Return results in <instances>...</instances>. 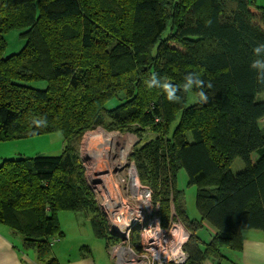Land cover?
I'll list each match as a JSON object with an SVG mask.
<instances>
[{"label":"trees","instance_id":"trees-1","mask_svg":"<svg viewBox=\"0 0 264 264\" xmlns=\"http://www.w3.org/2000/svg\"><path fill=\"white\" fill-rule=\"evenodd\" d=\"M11 31L24 43L5 56ZM257 43L264 6L255 0H0V141L51 132L65 141L59 155L1 160L0 225L39 264H60L51 250L64 235L60 210L81 212L106 250L118 242L75 146L101 116L106 130L139 140L130 160L161 225L178 218L189 232L181 264H223L225 249L242 248L244 230L264 233V84L249 67ZM153 73L178 87L179 103L147 87ZM188 73L212 84L206 103L186 104L198 91L180 87ZM113 98L119 103L106 108ZM41 118L43 127L31 123ZM180 169L195 186L199 219L185 211ZM203 222L216 229L208 242L196 234Z\"/></svg>","mask_w":264,"mask_h":264},{"label":"rangeland","instance_id":"rangeland-1","mask_svg":"<svg viewBox=\"0 0 264 264\" xmlns=\"http://www.w3.org/2000/svg\"><path fill=\"white\" fill-rule=\"evenodd\" d=\"M257 5L264 6V0H255ZM7 46L4 51V55H9L13 52H17L23 45L24 40L19 37V31H11L5 35ZM32 86L43 88L45 86L44 82H37L32 83ZM193 94H190L187 98V105H190L193 103ZM263 96L261 94L258 95V99H261ZM119 103V100L117 98H113L106 104V108H112L116 106ZM177 120L172 123L171 129L175 126ZM264 124V120L260 122V125ZM98 128H102L106 132H119L116 130H106L102 123L99 125H95L91 130L84 133V135L79 139V141H75V146L80 154V157L86 167L85 169V176L86 179L91 185V188L95 194V198L97 202L99 201L100 197L103 195V188L98 187V182H92L89 179L91 178L88 169H87V162L88 159L84 156V150L83 146L84 144L89 140V138L93 137V132L96 131ZM122 135H130L133 137V145L131 146L128 156L126 158L128 159L127 164L124 165L123 170H119L116 175V180H118V184L120 186V189L123 192L124 198L128 200L130 203H134L136 198H134V193L130 191V173H129V167L131 165V160L129 159L132 149L134 146H136L137 143H139V140L137 137L130 132H119ZM65 144L64 139L62 138V135L59 132H51L39 136L34 137H28V138H22V139H14V140H8V141H0V156H8L12 158L17 157H31L36 155H50L55 156L59 155L62 151V148ZM99 163V162H98ZM243 163L240 159H235L234 162L231 165L232 171L236 172L242 169ZM118 177V178H117ZM176 185L178 189L183 190L184 192V205H185V211L187 212V215L189 217L197 216V209L195 207V186L188 185L187 183V175L184 169H180L177 172L176 175ZM128 190V191H127ZM127 191V192H126ZM138 205V204H137ZM57 219L59 222V226L61 230L63 231L64 235L62 238H53L51 240V244H57L60 240H63V247H72L69 248L72 251L73 255L74 253L82 252V245H86L89 247V249L92 251L94 249L96 257L100 254V251L102 252V249L105 251V243L104 240L97 238L94 236L92 232V228L90 225V222L88 219H86L81 212H73L70 210H60L57 213ZM178 218H174L171 221H177ZM17 237L22 241V238L17 235ZM139 237V235H137ZM133 238L132 240L138 241L139 243L141 241L137 238ZM201 237V236H199ZM78 245H81L78 247ZM139 247H135L136 251H138ZM62 249V246H61ZM26 252H32V249L26 248ZM51 250L53 251V246L51 247ZM108 251V250H107ZM173 264V263H172Z\"/></svg>","mask_w":264,"mask_h":264},{"label":"built area","instance_id":"built-area-1","mask_svg":"<svg viewBox=\"0 0 264 264\" xmlns=\"http://www.w3.org/2000/svg\"><path fill=\"white\" fill-rule=\"evenodd\" d=\"M134 195L136 198L134 203L126 200L125 203L118 206L117 203L113 204L108 201L103 189V195L97 202L107 220L110 234L131 230L134 225L140 224L135 233L123 232L120 236L116 234L119 240L111 244L108 250L113 264L183 263L186 259L183 245L189 237L185 226L179 220L171 221L167 226L161 225L160 217L157 214L159 206L152 203L151 190L146 185L139 182L138 192ZM144 220L146 223L141 224ZM183 236H187V239L181 242ZM135 237L142 241L139 243L137 240H132ZM135 247H139V250L136 251ZM177 251L183 254L179 261L173 258V253Z\"/></svg>","mask_w":264,"mask_h":264},{"label":"crops","instance_id":"crops-1","mask_svg":"<svg viewBox=\"0 0 264 264\" xmlns=\"http://www.w3.org/2000/svg\"><path fill=\"white\" fill-rule=\"evenodd\" d=\"M5 157L8 156H0V162ZM189 218L199 219V215L197 213L196 217ZM215 232L216 229L213 226L208 222H203L196 234L201 236L200 239L203 242H208ZM242 238L240 250L225 249L223 251L226 257L223 264H264V233L259 230L247 229L243 231ZM52 246V253L60 264H113L106 249L105 251L102 249V252L100 251L96 257L94 249L86 255H82L79 250L73 255V250L69 249L72 247H63V240L57 244H52ZM80 246L78 245V247ZM25 249L22 241L11 230L0 225V264H39L34 249L30 248L32 252H26ZM202 264H214V262L206 259Z\"/></svg>","mask_w":264,"mask_h":264},{"label":"bare ground","instance_id":"bare-ground-1","mask_svg":"<svg viewBox=\"0 0 264 264\" xmlns=\"http://www.w3.org/2000/svg\"><path fill=\"white\" fill-rule=\"evenodd\" d=\"M93 137L90 139L99 140V144L92 151L86 152L84 144V156L87 153L88 158L87 169L92 180L99 181L98 187H102L105 190L108 201L117 203L121 206L126 202V198L123 197V192L120 189L118 180H116V173L119 170L124 169V165L127 164L129 150L133 145V137L130 135H122L119 132H106L102 128H98L93 133ZM99 162V163H98ZM119 168V169H117ZM130 173V187L134 193L138 192L139 182L136 179L135 171L132 166L129 167ZM118 178V177H117ZM94 182V181H93ZM146 221H142L141 224H145ZM140 224L134 225L131 230L120 231L118 233H112L113 235H122L123 232L135 233ZM116 235V236H117Z\"/></svg>","mask_w":264,"mask_h":264},{"label":"clouds","instance_id":"clouds-1","mask_svg":"<svg viewBox=\"0 0 264 264\" xmlns=\"http://www.w3.org/2000/svg\"><path fill=\"white\" fill-rule=\"evenodd\" d=\"M252 52L255 58L250 61L249 67L256 71L257 82L264 84V43H257L253 47ZM145 83L149 89L153 87L161 89L165 93L168 101L177 103L180 102L181 97L177 95V92L179 91L178 87L169 83L167 80L159 79L157 74L153 73L151 75V78L146 80ZM180 87L185 93L191 92L194 89L198 90L196 92V95L192 97L193 101L206 103L208 100V96L205 94L203 89L205 87L211 88L212 84L210 82L206 83L205 81L200 79L199 73H188L184 77V82ZM31 123L36 127H43L44 125H46L47 120L46 118L35 119ZM186 239L187 236H183L181 242ZM182 256L183 254L179 253L178 251L173 253V258L177 259L178 261L182 259Z\"/></svg>","mask_w":264,"mask_h":264},{"label":"water","instance_id":"water-1","mask_svg":"<svg viewBox=\"0 0 264 264\" xmlns=\"http://www.w3.org/2000/svg\"><path fill=\"white\" fill-rule=\"evenodd\" d=\"M102 123V117L101 116H98L96 119H95V121H94V123H93V126H95V125H99V124H101ZM99 140L96 138V140H94V139H90L89 138V140L85 143V150H86V152H89V151H91L93 148L95 149L96 147H97V145L99 144V142H98ZM93 149V150H94ZM92 150V151H93ZM85 158H90V156H87V153H86V155H85ZM91 159V158H90ZM130 159V158H129ZM84 164V163H83ZM131 166L134 168V171H135V176H136V179L139 181V178H138V174H137V171H136V168H135V166H134V164H131ZM84 167H85V165H84ZM85 169H86V167H85ZM117 169H119V168H117ZM86 177V176H85ZM90 181H94V182H97V181H95V180H92L91 178L89 179ZM88 182V181H87ZM140 182V181H139ZM89 184V183H88ZM90 187H91V185H89ZM92 189V188H91ZM23 240H30V238H28V237H23ZM35 240H37V241H42L43 240V238H39V239H35Z\"/></svg>","mask_w":264,"mask_h":264},{"label":"flooded vegetation","instance_id":"flooded-vegetation-1","mask_svg":"<svg viewBox=\"0 0 264 264\" xmlns=\"http://www.w3.org/2000/svg\"><path fill=\"white\" fill-rule=\"evenodd\" d=\"M130 158V157H129ZM131 164H133L132 162H131ZM131 166V165H130Z\"/></svg>","mask_w":264,"mask_h":264}]
</instances>
